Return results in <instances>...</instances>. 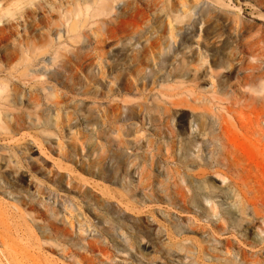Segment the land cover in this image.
<instances>
[{
    "label": "rangeland",
    "instance_id": "rangeland-1",
    "mask_svg": "<svg viewBox=\"0 0 264 264\" xmlns=\"http://www.w3.org/2000/svg\"><path fill=\"white\" fill-rule=\"evenodd\" d=\"M28 1L0 0V119L7 128L0 130V264H28L8 259L15 245L46 264H79L63 250L92 260L79 247L93 241L106 249L102 264L194 258L200 236L219 230L228 206L213 194L217 214L199 221L196 212L210 203L199 200L193 212L181 203L180 144L194 133L181 105L187 75L206 67L199 84L208 87L247 63L250 86L262 88L264 0H111L98 16V0ZM238 31L254 42L251 50H241ZM124 179L134 210L126 213ZM19 215L28 227L21 237L11 227ZM157 226L172 234L163 229L155 237ZM29 240L36 244L30 249Z\"/></svg>",
    "mask_w": 264,
    "mask_h": 264
},
{
    "label": "bare ground",
    "instance_id": "bare-ground-1",
    "mask_svg": "<svg viewBox=\"0 0 264 264\" xmlns=\"http://www.w3.org/2000/svg\"><path fill=\"white\" fill-rule=\"evenodd\" d=\"M32 1L33 0H29L27 4L30 5ZM110 3L111 0H98L93 15L98 16L106 13ZM107 5L108 8L106 7ZM4 13L12 16L13 13L15 14V11L12 12V14H10L8 11H5ZM65 14H67V12H65ZM65 14H62L63 18H65ZM234 22L235 21H232V23ZM70 31L71 29L68 30L67 33ZM238 42L241 44V50H251V46L254 44L253 41L248 40L245 36L240 34L239 31ZM244 64L239 63L236 66L234 65L232 69L233 71H228L230 72L229 77L226 78V75H224L226 80L222 79L223 81H221L219 79L221 77L216 76L217 79L211 80L208 87H203L199 84V82H203V79L208 73L206 67L204 68V71L202 73L200 71V75H197L194 79L190 78L191 75H189V73L188 75L186 74L188 83H185L188 85L186 88L184 87L185 90H183V95L185 98L181 102V105L183 106V111H185L186 114L185 121H188L187 118H192V122H186L188 124V128L186 129L188 130L194 127V133L190 135L188 134L189 136L186 135V137L188 136L187 138L184 137L186 138V141L184 142L183 146L180 144V148L182 147V150L180 149V154H182L181 151H183L184 157L181 159L180 155L178 160L180 162L182 160L184 172L183 175L179 174V172L177 173L181 175L180 178H184H182L183 183L188 181L185 180V177L190 178L188 183H184V185H186L185 188L182 187L183 189H187V192L185 191L186 194L180 193L181 203L183 204V207L186 211H191V209L194 211V207L192 206H195L196 202L202 203V201H204L205 203H210L209 210L206 209L208 211L205 210V212L204 208L201 212H196V216L198 217L199 221H203L204 217L206 219H208L209 216L215 217L217 214L216 210L219 204L217 206L215 201L211 200L210 197L213 194L217 196L218 194H221V197L223 198L224 203L227 204L228 209H224L223 215L221 214L218 220H216L220 225L218 228L219 230H216L217 232H213L211 230V233H203V235L200 236V240L197 242L199 247L195 248L197 250L194 258L188 256L185 257V259L167 260V257H163L162 255L160 261L163 264H201L200 261H202L203 264H264V256H262V252L264 250V86H262V88L261 86L259 88L250 86L249 81L251 78H253L252 74H254V72L252 71L250 64ZM214 81L219 82L217 84L215 82L214 84ZM215 86L220 87L216 89ZM5 87V85L0 83V94L5 90ZM253 94L256 96H253ZM33 99L32 100L35 101L37 98L35 99V97H33ZM156 116H158V113ZM193 122L194 126L190 124ZM3 123L5 122H2V119H0V130L7 131L6 126H2ZM180 164L181 163H179V165ZM124 169L126 170V168ZM125 172L127 173V170ZM125 175L127 174H124L123 176L125 177ZM175 175L173 176L177 177ZM210 178L220 180V182L225 183V185L222 187L212 186L209 183ZM169 179L171 181L173 180V177L172 179L169 177ZM177 179L178 177L175 179V181ZM182 179L180 180L182 181ZM192 179L198 180V184L200 185L195 184V186H193L194 182ZM175 181L171 182V184L175 183ZM123 182V186L121 187L124 191L123 196H126V198L123 197L125 201L122 199V201H124L122 204L124 207L123 212L126 213V211H131L133 208L131 205V207L128 205L129 189H127L128 186L126 185L127 183L125 184V179ZM167 184L162 186L166 187L165 185ZM173 185L175 186L174 189L177 188V191L179 189L177 186H181V184L177 185L176 183ZM168 186L169 185H167V187ZM201 190L205 191V195H203L204 197L202 194H200ZM173 191L174 193L176 192V190ZM155 195H157V193ZM208 198L210 199L209 201L207 200ZM30 206L31 205H29V207ZM31 207V209H35L33 206ZM180 209L182 208L180 207ZM231 215H234L236 219L230 221L231 223H228L229 219L231 220L232 218ZM18 218H20V222H13L11 227H13V230L17 235H20L26 229V232L23 233L25 236L28 227L26 228V222L23 220L21 215H19ZM32 219L31 221L34 222L35 219ZM194 220L196 221V219ZM205 221L206 222L204 223H207L208 226L214 223L212 220ZM233 224H235L233 228L224 227L225 225L233 226ZM198 226L201 227L200 225ZM170 227L171 226H169V228ZM190 227L192 228L193 225H190ZM203 227L204 226H202V228ZM161 228L162 227H160V229L156 228L157 230H151L155 237L160 236V230L163 231L164 229ZM252 230L256 232L255 236L259 237L258 240L250 238V233L252 234ZM3 231L5 230L3 229ZM13 232L12 234H14ZM163 232H165L164 234H167L170 232V230H168L167 233L166 230ZM238 232H240L239 235ZM124 234L126 235V233H123L122 236H124ZM169 234L170 233H168V235ZM175 235H179V233H176ZM28 239L26 240L28 241ZM31 240H29V244L26 242L28 244L26 246L29 247V249L36 245ZM49 240L47 239V242ZM45 242L43 243L45 244ZM95 243L97 242L95 241ZM95 243L94 241L85 242V245L79 247V250L82 249L84 252L90 253L93 256L92 260H88L86 258L87 256L84 257L82 254L74 252L69 248H66V250L63 251L70 257L78 256L79 264H102L100 258L107 256L106 249ZM181 245L180 248L178 247L179 251L187 254L191 253L188 251V248L190 250L191 247ZM37 246L39 245L37 244ZM126 248L124 247V250L122 251L126 254V256H130L128 252L131 251H128ZM23 249H25V247ZM121 249L123 248L121 247ZM22 250L16 245L11 246L10 253L7 255L8 259L22 260L25 258V260L28 261V264H46L44 263L46 260L40 261L37 257L34 258L31 256L33 254H22ZM145 259H142V261ZM6 264H8V262Z\"/></svg>",
    "mask_w": 264,
    "mask_h": 264
}]
</instances>
